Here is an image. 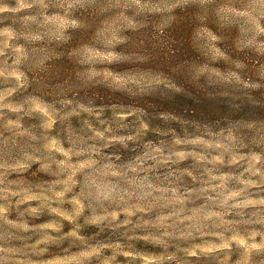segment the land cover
I'll use <instances>...</instances> for the list:
<instances>
[{
  "label": "clouds",
  "instance_id": "1",
  "mask_svg": "<svg viewBox=\"0 0 264 264\" xmlns=\"http://www.w3.org/2000/svg\"><path fill=\"white\" fill-rule=\"evenodd\" d=\"M0 264H264V0H0Z\"/></svg>",
  "mask_w": 264,
  "mask_h": 264
}]
</instances>
